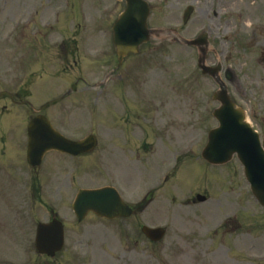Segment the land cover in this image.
<instances>
[{"label":"rangeland","instance_id":"rangeland-1","mask_svg":"<svg viewBox=\"0 0 264 264\" xmlns=\"http://www.w3.org/2000/svg\"><path fill=\"white\" fill-rule=\"evenodd\" d=\"M148 1L153 6L150 26H160V29L165 28L164 30H168L166 28H176L184 38L196 37L197 34L208 31V40L211 43L208 52V64L214 65L221 61L236 70L238 86L229 84L230 94L239 97L243 101L252 117L251 122L256 128L264 130V64L259 61L264 54V0H222L220 5H216L217 3L212 5L211 0ZM82 3L85 4L84 7ZM242 3L248 4V6ZM40 4L42 7H39L38 10L36 5ZM190 4L195 7V12L188 23L184 24V10ZM123 6V3H117L115 0H0V82H24L29 71L38 66L45 73L57 74L61 77L60 80L71 82L73 79L71 72L67 74L65 72L58 73L63 64L57 60L58 52L50 48V41L49 46L43 45L42 40L47 28H42L39 23H49L48 38L50 40L56 39L55 41H57L63 36H74L76 34L83 42L80 47H83L87 57H89V59L83 61L80 74L87 79V82H94L95 86L89 90L91 93L84 95V92H79L81 93L79 97H73L71 103L64 104L71 105L69 108L60 107L54 120L61 131L74 137V139L86 136L89 130L94 128L100 139V146L106 145L108 139H112L113 136L115 143L106 165L88 173L81 171L79 178L71 177L70 181L58 182L55 186L53 194L58 197V200L54 202L58 207L60 217L68 223L66 251L60 254L53 263L38 255L34 248H30L29 241L31 238L34 241L36 219L44 220L47 218V214L41 208H38L37 213H34L32 218L27 215L28 218L24 220H20V218L25 217L24 209L23 213H16L19 220L18 225L15 226L10 223V215L6 214L5 209L0 208V264H172L173 260L182 259L183 263L177 262L187 264V261L190 260L187 250L195 243L186 244V240L190 239L189 236L192 232L203 230L207 215H215V210L220 209L218 207L226 208L230 213L236 214L235 216H238V218H245L241 221L242 223L246 222L244 225H240V230L237 229L239 231L234 233L231 240L225 237L224 247H227L228 250L223 248V253L230 254L238 259H246V257H242V254L245 253L238 254L236 247H245L244 249H246L248 245L245 244L246 237H248L247 240L250 239L252 242L253 237L264 234V229L263 231L260 230L258 225L255 228L253 223L254 217L257 215L264 216V208L259 204L256 205L255 202H251L248 196L243 195L245 188L248 189L249 186L245 182L243 174L241 175L242 165L238 161L235 162L236 166L233 165L226 170L219 168L218 171L209 170L207 173L204 170L200 174L199 170L196 169V165H192V172H186V178L183 180L189 182L188 186L208 187L209 184L214 190L213 194L218 201L210 205L208 203L201 205V203L188 199L186 203L181 205L183 207L181 215L180 213L176 214L179 221H176V219L173 221L170 218L167 221L164 211L170 213L171 207L169 204L172 195L169 196L164 191L158 192L156 183L164 168V163L170 161V158L172 159V156H170L172 153L167 152L164 142V145L161 144L162 134L157 136L152 134L155 130L147 116H150V112H154V110L148 106L144 107L143 99L150 100V94L152 97L155 98L156 96V99H159L156 95V89H158L160 91L159 95L162 96L160 104L167 103L163 100L173 101L172 103L175 104L174 109L177 110L179 116L176 124L177 122L185 123L181 128H177L178 131H174L177 133L175 146L180 147L188 144L187 140L194 137V142L197 140L198 145L201 142V145L204 146L207 142L208 131L218 125L212 114L218 103L211 100L212 94L218 89V85L211 78L203 79L204 82L198 80L196 75L197 71L199 73L196 66L199 56L197 48H189L185 45L178 46L179 44L174 46L165 44L164 50L155 55L149 61L150 65L144 68L145 79L149 80L147 82L149 86L146 88L148 94L144 93V88L142 93L125 91L121 94V101V98L113 89V97L104 105L103 102L107 100L110 92L104 91L100 96L101 84L98 82H104L102 81L104 73L109 74L112 72L109 71L112 68V62L109 61L110 55L106 53L111 38V27L108 25L113 23L112 21L116 19ZM67 9L69 12L74 10L70 12L72 15L66 13ZM32 10H37L39 17L33 19L31 29L30 25L24 27L22 22L31 16ZM243 13L245 21L239 16ZM209 15H212V17H209ZM64 16L69 17H65V22L60 24ZM17 21H21V25L16 27L17 31L15 33H12ZM56 24V29L52 30ZM78 25H80L79 28ZM240 28L243 29L241 33L238 32ZM80 32L84 36H81ZM32 33L36 34L33 35ZM164 36L166 37L168 34ZM32 37L33 47L30 51L33 57L36 56L34 61L36 64L32 65L30 69L27 66V69L24 64L17 63L18 53L28 51L29 46L27 47V44H29ZM37 37L40 38L41 42L37 41ZM95 37H98V39ZM157 39L159 38L156 36L152 37L153 41ZM220 39L223 40L220 41ZM38 44L44 46L41 53ZM175 47L179 49L171 53V49ZM227 48L230 53L224 59V56H219L218 50ZM35 51L39 53L36 54ZM100 51L103 53L98 55ZM90 52L91 54L88 55ZM93 56L96 59L98 57V62H95ZM173 57H176L177 61L173 60ZM105 58L108 59L106 63H104ZM96 63L97 67L94 68ZM76 71L74 69V72ZM79 81L83 82L81 79ZM158 84L166 90L162 91L157 87ZM62 90L60 87L52 89V95L60 94ZM32 99L34 105H41L42 101L37 100L36 94ZM243 104L242 106H244ZM115 105L122 107V112L110 110L108 113L111 106ZM133 105H138L139 109L137 122L133 114V110L137 108ZM161 106L166 107L167 105ZM162 112L164 111L157 113ZM13 114H16V112ZM109 114L114 119L121 120L120 128L113 131L106 130L108 128L106 120H109ZM190 119L194 126L193 129L195 128L194 134L186 132L190 131V127L187 126ZM194 119H199L197 125L194 123ZM157 120L156 124L154 123V128L166 127V120H160V117ZM164 122L165 127H163ZM17 136L23 139L26 135L23 132V134ZM11 139L15 138L11 137ZM16 142H18V139ZM151 142H154V144ZM165 142L166 147L169 148V142L167 140ZM141 143H143V147L146 146L144 154L141 146L138 151L136 149ZM198 145L194 144L193 148H201ZM152 146L159 149L155 155L156 159L162 161L164 158V163H158L156 160L149 158L148 151H152ZM136 152H140L145 156V162L151 159L148 168L142 170V165L136 161ZM80 164L82 169L88 170L86 161H81ZM206 168H209V166ZM184 172L185 170L181 169L176 178L173 176L172 181L179 178ZM211 174H220L219 177H225L229 184L223 180L217 181L213 177L208 178ZM131 175L134 176L130 178ZM174 182H176L175 190L181 196H185L188 190L191 189L190 194L193 190V193L203 192V190L193 189V187L187 189V185L182 184L181 180H175ZM110 183L116 184L124 198L130 203L137 204L141 202L147 193L149 199H152V196L161 197L153 201L155 203L151 204L152 207L149 206L138 216L126 221L106 224L90 217L83 224L75 226L73 224L75 219L69 202L73 201L78 192V187H99ZM165 194L168 195L167 201L163 203L166 208L161 204L162 196ZM174 195L176 197L172 203L179 207L178 199H180V195L178 193ZM164 208L165 210H163ZM249 208H251L250 213ZM229 216L220 217L226 218ZM220 217L213 219L214 221L207 220L209 225L205 226V229L208 228L209 231L214 228L221 220ZM28 223L31 224V228L26 226ZM141 224H169L170 229L166 240L161 244L150 243L140 232ZM232 225L228 226L231 227ZM242 235L245 236L242 237ZM196 243L200 247V242ZM229 247L232 248L229 249ZM253 251L256 252H252L250 258L254 263L258 261L264 264V236L260 240L256 239V249H253Z\"/></svg>","mask_w":264,"mask_h":264},{"label":"water","instance_id":"water-1","mask_svg":"<svg viewBox=\"0 0 264 264\" xmlns=\"http://www.w3.org/2000/svg\"><path fill=\"white\" fill-rule=\"evenodd\" d=\"M130 5L127 12L122 16L120 21L116 24V36L119 43L132 42L138 43V38L144 37L143 32L145 22L148 16V5L146 2L139 0H127ZM144 2V3H143ZM138 24V27H137ZM139 30L141 34L136 36L133 34ZM133 34V35H132ZM116 41V42H117ZM226 102V100L224 99ZM218 117L221 121L222 127L211 136V153L217 155H224L226 153H232L237 151L242 161L245 163L247 168V174L252 182L253 189L257 196L264 204V157L261 155L257 148L255 137L247 129H240L243 126L241 121L243 118L238 117L231 112L228 108L223 107L219 110ZM236 129H240V132H235ZM43 129H40V133ZM47 136H45V140ZM48 142L41 143L42 149L44 150L48 145ZM39 145L38 141L31 140L30 148L34 149ZM261 157H260V156ZM250 156V164L247 163ZM262 158L261 161H256L253 158ZM100 198H97L95 194H82L77 201V213L82 216L87 211V207L96 206L100 203ZM116 202V201H115ZM115 210L110 211L113 213ZM103 212H106L103 210ZM123 213V211H121ZM41 242V244H40ZM40 249L44 252H50L45 246L44 242L39 241Z\"/></svg>","mask_w":264,"mask_h":264}]
</instances>
